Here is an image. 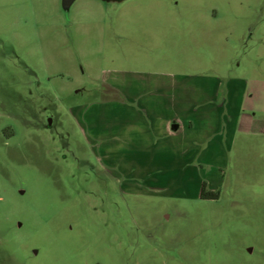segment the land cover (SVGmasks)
<instances>
[{
  "label": "rangeland",
  "instance_id": "374dc122",
  "mask_svg": "<svg viewBox=\"0 0 264 264\" xmlns=\"http://www.w3.org/2000/svg\"><path fill=\"white\" fill-rule=\"evenodd\" d=\"M0 264H264V0H0Z\"/></svg>",
  "mask_w": 264,
  "mask_h": 264
},
{
  "label": "trees",
  "instance_id": "16d2710c",
  "mask_svg": "<svg viewBox=\"0 0 264 264\" xmlns=\"http://www.w3.org/2000/svg\"><path fill=\"white\" fill-rule=\"evenodd\" d=\"M201 198L204 200H217L220 198V192H208L207 184L204 183L201 190Z\"/></svg>",
  "mask_w": 264,
  "mask_h": 264
},
{
  "label": "water",
  "instance_id": "95a60500",
  "mask_svg": "<svg viewBox=\"0 0 264 264\" xmlns=\"http://www.w3.org/2000/svg\"><path fill=\"white\" fill-rule=\"evenodd\" d=\"M76 0H62V5L64 8H68L70 6H72V4L75 2Z\"/></svg>",
  "mask_w": 264,
  "mask_h": 264
},
{
  "label": "crops",
  "instance_id": "0c3cea01",
  "mask_svg": "<svg viewBox=\"0 0 264 264\" xmlns=\"http://www.w3.org/2000/svg\"><path fill=\"white\" fill-rule=\"evenodd\" d=\"M174 129H175V130H177V129H178V127H175Z\"/></svg>",
  "mask_w": 264,
  "mask_h": 264
}]
</instances>
